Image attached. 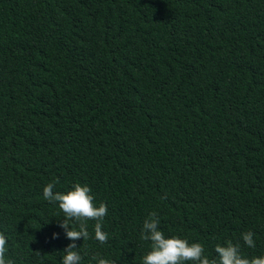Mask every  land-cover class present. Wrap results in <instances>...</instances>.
Returning a JSON list of instances; mask_svg holds the SVG:
<instances>
[{
    "label": "trees",
    "instance_id": "obj_1",
    "mask_svg": "<svg viewBox=\"0 0 264 264\" xmlns=\"http://www.w3.org/2000/svg\"><path fill=\"white\" fill-rule=\"evenodd\" d=\"M48 183L87 185L107 206L108 240L87 221L80 264H142L149 213L210 259L229 241L264 256V0H0V233L12 264H61L71 243Z\"/></svg>",
    "mask_w": 264,
    "mask_h": 264
},
{
    "label": "clouds",
    "instance_id": "obj_2",
    "mask_svg": "<svg viewBox=\"0 0 264 264\" xmlns=\"http://www.w3.org/2000/svg\"><path fill=\"white\" fill-rule=\"evenodd\" d=\"M55 184L48 183L43 188L44 199L57 203L63 213V220L59 222V227L63 229L66 238L71 241L63 250L61 264H80L81 255L75 243L78 239H89L87 221L95 220L94 236L95 239L104 244L108 240V235L102 230L103 218L107 215L108 209L104 203L98 206L94 204V197L91 189L87 185L75 183L67 192L54 191ZM164 198V197H162ZM70 221L76 222V227L70 225ZM159 219L155 213H149L142 225L141 239L150 241V250L143 255L142 264H264V256H253L248 258L240 253L239 244L231 241L222 246H215L216 258L210 259L206 256L204 246L199 242L189 243L186 239L177 236L165 237L159 230ZM53 238L58 234L53 233ZM254 234L249 231L241 234L245 245L254 247ZM7 239L0 233V264H12L11 260L5 259ZM95 264H115L114 261L99 257L94 254L91 257Z\"/></svg>",
    "mask_w": 264,
    "mask_h": 264
}]
</instances>
